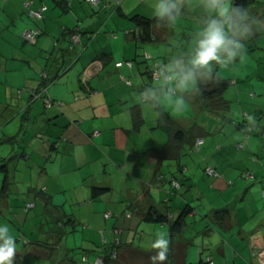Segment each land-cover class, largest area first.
Instances as JSON below:
<instances>
[{
	"label": "crops",
	"instance_id": "obj_1",
	"mask_svg": "<svg viewBox=\"0 0 264 264\" xmlns=\"http://www.w3.org/2000/svg\"><path fill=\"white\" fill-rule=\"evenodd\" d=\"M152 2L104 0L94 8L84 0H0V162L16 153L8 139L18 136L20 150L28 154L25 164L18 161L19 167L35 176L37 188L45 187L52 198L37 199L31 188L23 189L24 206L41 205L45 217L34 220L27 234L13 231L14 225L8 227L15 238L14 264H96L112 253L119 255L118 264H163L158 254L171 248L170 225L146 223L142 214L156 209L174 223L188 206L191 214L176 240L187 244L183 264H264V170H251L244 161L249 159L248 149L239 148L246 135L254 131L255 136L256 127L264 126L249 119L252 113L247 110L255 115L257 106H245L249 94L257 95L244 88L256 75L247 80L238 77L237 68L245 75L252 67L250 54L214 69L213 75L232 85L231 92L223 95L229 110L206 108L200 85L186 94L189 108L184 113L168 106H146L140 92L154 81L146 73L150 64L142 63L144 56L166 64L168 58L158 61L154 50L165 46L168 55L171 44L182 41L180 35L187 37L190 49L194 33L186 27L200 22L196 7L200 0H187L189 9L174 29L156 27L158 46L138 45L133 18L153 19ZM259 7L249 8L258 20L255 34L245 42L249 53L264 40V10ZM42 10V20L33 18L32 12ZM30 29L42 32L35 45L23 39ZM178 30L182 33L176 34ZM70 31L79 32L80 44L73 42ZM104 56L102 68L92 66ZM126 62H132L133 68L116 67ZM43 74L53 84L39 100L32 94L43 90ZM81 75L86 82L92 80L88 88L81 86ZM233 92L236 99L228 96ZM48 99L57 106L46 108ZM233 100L240 104L234 106ZM135 108L144 119L139 125L132 118ZM163 114L169 119L161 121ZM192 129V137H176L177 131ZM95 131L100 132L98 137L93 136ZM199 134L206 149L196 153ZM263 135L264 130L259 138ZM253 139L249 152L263 153L262 143L253 145ZM203 150L207 156L202 166L213 167L218 178L198 170ZM173 180L181 184L179 190ZM92 187L109 192L94 200ZM9 200L1 206L6 212L11 209ZM224 210L230 212V219L216 220L215 213ZM106 214L114 218L107 220ZM66 216L75 226L62 225ZM21 222L24 229L25 215L19 217ZM91 227L95 233L86 231Z\"/></svg>",
	"mask_w": 264,
	"mask_h": 264
},
{
	"label": "clouds",
	"instance_id": "obj_2",
	"mask_svg": "<svg viewBox=\"0 0 264 264\" xmlns=\"http://www.w3.org/2000/svg\"><path fill=\"white\" fill-rule=\"evenodd\" d=\"M235 0H200L199 27L188 50H178L153 73V83L145 86L140 97L152 108L168 106L175 113L189 108L186 94L195 92L210 79L217 65L230 66L246 51V41L256 32L258 20L246 7L234 6ZM189 9L187 0H153L152 14L162 29H174ZM180 49V45H177ZM161 244H166L161 241ZM166 258V249L159 252ZM15 238L0 224V264H14Z\"/></svg>",
	"mask_w": 264,
	"mask_h": 264
},
{
	"label": "trees",
	"instance_id": "obj_3",
	"mask_svg": "<svg viewBox=\"0 0 264 264\" xmlns=\"http://www.w3.org/2000/svg\"><path fill=\"white\" fill-rule=\"evenodd\" d=\"M257 3H258L257 0H235L234 6L246 7L249 9V7L256 5ZM99 6H97V7L92 6V7L98 8ZM45 10H46V8H45ZM33 13H36V12H32V14ZM44 13H45V11L42 10L41 11V17L36 16L33 18L38 19V20H42L44 17ZM133 21L135 22V24L137 26L136 31L134 32L135 33L134 38H135L138 45H148V44L156 45V43L159 42V37L156 34V27L158 26V24H157L155 18L147 19V18H144L142 16H135L133 18ZM29 31L34 33L36 41L32 45H35L37 43L38 37L41 35L42 32L40 30H33V29H30ZM72 33L73 32H71V31L68 32V34H70V35ZM75 36H78V38H79L78 43L74 39ZM23 39L26 43L30 44L29 42H27L25 40L24 35H23ZM71 39L73 40V42L75 44H80L81 36H80L79 32L77 31L76 34L73 33L71 35ZM176 45H178V43H176ZM172 46H173V48L176 47L175 45H172ZM180 47H181V45H180ZM186 48H185V50H187ZM150 57L151 56H149V55H145L144 56L145 62H142V63L150 64V65H148V68L146 69L147 70L146 73H147L148 77H150L153 80V73L158 70L159 66H162V63L150 60ZM157 57L159 58L158 61L162 59V56H159L158 54H157ZM105 58H106L105 56L102 58H99V60H97V61H99L100 63H98L96 61L95 63L92 64V66H94L96 68H100V67L102 68L103 65H105V63H106ZM120 64H122V67L127 66L130 69L133 68L132 62H126V63H120ZM129 64H131V65H129ZM116 67L122 68V67H118V64L116 65ZM41 77H42V81H44L43 82L44 86L42 87L43 90L40 89V90H38L39 92H35L32 94V97L38 98L39 100H43L44 95H46L48 93V87L53 84L51 80L47 81L48 80V74H46V75L43 74ZM79 78H80L81 86L83 88H88V86L91 84L92 80H89L88 82L84 81L83 75H81ZM45 83H46V85H45ZM127 84L129 86L132 85V83L129 81H127ZM230 88H231V83L229 81L219 79L215 75H213L210 79H208V80H206L200 84L199 94H200V98L202 100V103L204 104V106H206V108L213 110L215 112H217V111L223 112V111L229 110L230 104H229V102H227L226 100L223 99V95ZM43 91H44V93H43ZM94 95H97V92ZM45 104H46V108H48V109H51L52 107H54V105L57 106L55 103L51 102L49 99L46 100ZM132 118H133L136 125H139L142 122H144L142 112L140 110H137L136 108L132 112ZM168 119H169L168 115L163 114L161 121H166ZM18 130H19V128H18ZM193 130L194 129L188 130V131L179 130V132L177 131L176 137H179V136L180 137L185 136L188 138L192 137L194 135ZM2 131H1L2 135L4 136L5 132H4L3 128H2ZM96 133H98V134H96ZM99 135H100V132H98V131H95L93 134V136H95V137H98ZM200 135L201 134L198 135V137L195 140V144H194V151H196V153L200 152L205 145V139L203 138L204 136H202V135L200 136ZM17 137L18 136H14L13 138L8 139L9 143L15 145L16 153H12V155L4 158L0 162V172L5 176L4 181H3V185L0 189V219L4 218L3 219V221L5 222L4 225H6L7 227L10 226V225L6 224L8 222H7V220H5L6 219L5 213H7L6 212L7 209L3 208L1 206L10 199V195L12 194L13 190L17 189L21 193V189L16 186L17 183L14 181V176H12V173H14V172L21 173V171H22L23 175L29 177V186L28 187L31 188V190H29V192L36 193L37 199L39 198V199L43 200L46 198L47 200H49V202L52 200L51 196L48 194L47 189L45 187L37 188V186L35 184V182H36L35 176L26 175L25 174V173H27L26 171L17 170L19 167V165H18L19 160H21V162H23L24 164H25L24 161H26V159L28 160V154H26L24 151L20 150V148H19L20 144L18 142ZM201 139L204 140V143L200 147H198V140H201ZM55 147H57V143L54 145L52 144L51 149L53 150V149H55ZM239 148L242 150L244 149V151H245L246 147L244 144H242L239 146ZM171 150L174 151L173 147L171 148ZM172 159H174V158H172ZM14 163H15V165L13 166ZM12 166L16 170H11ZM210 168L216 172V176L209 175L208 169H210ZM205 172L210 178H218L217 171L213 167H210L209 165L205 168ZM174 181L175 180H173V183H172L173 186L175 187L176 183L179 184V187H175L177 190H179L181 188V184L178 181L177 182H174ZM32 188H33V190H32ZM107 192H109V189H107V188L92 187L91 197H92V199L96 200V199L102 197ZM34 207H35V204H27L26 206H24V210L28 212L31 209H35ZM190 214H191V209H190V206H188L187 209L181 213L180 217L174 223H171L166 215L162 214L161 212H159L156 209H150L148 212L142 214L144 221L146 223H155V224H159V225H168V224L170 225L171 248H170L169 252L166 254V258L164 259L165 261L163 262V264H167V263L168 264H183V261L185 259L186 252H187V244H180L179 242H176V240H177V238H179L183 234V230H184L185 225H186V219L189 217ZM230 215L231 214L228 210L216 212L215 213V219L219 220V221L220 220L226 221V220L230 219ZM105 217L107 220L114 218L113 216H111V214H106ZM126 217L131 218L130 215H127ZM12 223L15 226V223L14 222H12ZM71 224L73 226H75L76 223H74L70 217L66 216V221H63L62 225H65L66 227H68V225H71ZM18 225H19V223H18ZM23 231H24L23 227L20 226L18 232H20V234H21V233H23ZM119 258L120 257L118 254L112 253V254H109L106 257H104V259L102 261H103V264H118L117 261L119 260Z\"/></svg>",
	"mask_w": 264,
	"mask_h": 264
},
{
	"label": "rangeland",
	"instance_id": "obj_4",
	"mask_svg": "<svg viewBox=\"0 0 264 264\" xmlns=\"http://www.w3.org/2000/svg\"><path fill=\"white\" fill-rule=\"evenodd\" d=\"M257 2L258 3L256 5H253V7H259L261 5V7H259L260 11L264 10V0H257ZM263 16H264V14H263ZM263 20H264V18H263ZM190 25L192 27H190V29H189V27H186V30L189 31L192 35L193 33H195L194 28L199 27V25H195L194 27H193V24H190ZM183 27L185 28V26H183ZM117 33L118 32H116V36H117ZM181 33H182L181 30H178L176 32V34H181ZM262 37L264 38V36H262ZM179 38L182 39V41L178 44V45H181L180 50L181 49L185 50L187 42H188L187 37H186V39H184L183 35H180ZM258 44H261V46L256 45L255 47H252L251 53L248 52V49L246 46L245 53L250 54L249 58H248V63H251V65H252V67L250 69H247L246 74L242 75L239 68H237L238 69V77H240V78L244 77L242 80L249 79V78H247L248 76L256 75L254 78H253V76H251L252 79L248 80L249 86L244 87L246 89H250V90H248L249 93L253 92L254 94L255 93L257 94L256 97H253V95L249 94V97L251 98V100L248 101V105H245L246 107H251L252 105L257 106V113L256 114L258 116L257 117L258 120L255 118L256 114L253 115V112L251 110H247V111H250L252 113V114H250L249 119L254 121L256 125H260L261 123L264 124V40H261ZM171 45H174V44L172 43ZM155 46H158V45H155ZM175 46L177 47L176 44H175ZM158 48H159V50L155 49L154 52L156 54H158L159 56H166L168 58V60H170L176 54V52L179 50L177 48H170V53L168 52V55H166L165 51L167 48H165V46H159ZM259 63L261 65V69H260ZM258 71H260V73L257 74ZM257 75L261 78L260 79L256 78ZM231 88H232V85H231ZM231 88H230V92H231ZM228 96L233 97V99H236V97H238L237 93H235V92L231 93ZM233 103H234V106H237V103L240 104V102H238V100L237 101L233 100ZM253 110H255V107H253ZM204 116L206 117L207 115H204ZM235 119H239V116L236 115ZM256 130L258 131L257 135L254 136L255 132L251 131L248 135H246L244 137V139H245L244 145H245L246 149H248L247 155L249 158V159L244 160V161L253 167V169H251V170H255V169L264 170V152L263 153H259V152L250 153L249 152L250 145L248 143L253 138H254L253 139V145L255 142L262 143L261 146H262V149H264V135L261 138H259L260 133L264 130V126L260 125V126L256 127ZM247 136L249 137V141L246 139ZM209 140L213 141L214 138L212 136H210ZM204 149H206V147H204ZM243 151H244V149H243ZM195 154L196 153L194 152V154H192V155L195 156ZM202 154L203 155L201 156L200 161L197 160L198 161L197 166L200 164L198 166V170L199 169L205 170V168H206V167L204 168L202 166V164L205 165L204 162L206 161L207 153H205V150H203ZM196 156L200 157V155H196ZM189 159L192 160L190 157H189ZM207 159H210V157H208ZM239 165H242L241 167L244 166L242 163H240ZM241 167L238 165L236 166V168L238 170H245V168H241ZM12 170H16V169L13 168ZM17 170H22V168L18 167ZM193 170H197V169L195 168ZM22 175H23L22 171H21V173H17V172L12 173V176H14V181L17 183L16 186L21 189V193L17 189L12 191V194L10 195V201H9L11 203L12 209H10V212L7 211V213H5V215H6L5 220H7V222H8L6 224L10 225V226H13V223H12L13 221H17V223H15V227H13L12 230L15 232H18L19 227L22 226V223H23V222L19 223V217L23 218L25 215L26 220L28 221L27 225L24 226L25 227L24 233H26L30 230L31 226L35 223L34 220H37L38 222L43 221L45 216L43 215V210L41 208V205L38 206V209H31L28 212L24 210V201H26V198H25L26 196L24 195V192H22V191L25 187L29 186V177H27L25 175L22 176ZM4 178H5V176L0 172V189L3 185ZM207 182H208V179H206L203 183H207ZM35 183H36V185H38V187L40 186V184L37 181ZM35 215H37L39 217H37ZM3 219L2 218L0 219V224H2V225H4V223H5L3 221ZM18 223H19V225H18ZM82 225H84V224H82ZM93 229H94L93 227L86 228V231L95 233V231ZM19 234H20V232H19ZM18 243H22V240L21 239L18 240ZM100 263H102V261H100Z\"/></svg>",
	"mask_w": 264,
	"mask_h": 264
},
{
	"label": "built area",
	"instance_id": "obj_5",
	"mask_svg": "<svg viewBox=\"0 0 264 264\" xmlns=\"http://www.w3.org/2000/svg\"><path fill=\"white\" fill-rule=\"evenodd\" d=\"M88 4H90V5H92V6H99L101 3H102V1L103 0H85ZM119 4H120V2H118ZM45 10V9H44ZM32 15H34V16H37V17H41V12H38V13H33ZM24 38H25V40L27 41V42H29V43H31V44H34L35 43V36H34V33L33 32H31V31H27L26 33H25V35H24ZM75 41L78 43L79 42V38H78V36H75ZM129 65H131V64H129ZM118 67H122V64H118ZM96 134H98V133H96ZM204 143V140H198V147H200L202 144ZM208 173H209V175H211V176H216V172L213 170V169H208ZM175 187H179V184H175ZM96 264H103V262L102 263H100V261L98 262V263H96ZM209 264H214L213 263V261H209Z\"/></svg>",
	"mask_w": 264,
	"mask_h": 264
}]
</instances>
